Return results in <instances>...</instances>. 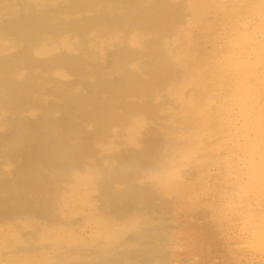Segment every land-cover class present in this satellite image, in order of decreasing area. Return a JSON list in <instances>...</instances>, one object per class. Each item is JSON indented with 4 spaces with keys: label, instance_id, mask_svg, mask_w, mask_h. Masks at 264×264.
<instances>
[{
    "label": "bare ground",
    "instance_id": "1",
    "mask_svg": "<svg viewBox=\"0 0 264 264\" xmlns=\"http://www.w3.org/2000/svg\"><path fill=\"white\" fill-rule=\"evenodd\" d=\"M171 205L264 264V0H0V264H181Z\"/></svg>",
    "mask_w": 264,
    "mask_h": 264
},
{
    "label": "rangeland",
    "instance_id": "2",
    "mask_svg": "<svg viewBox=\"0 0 264 264\" xmlns=\"http://www.w3.org/2000/svg\"><path fill=\"white\" fill-rule=\"evenodd\" d=\"M147 117V116H146ZM144 118H145V116H143V119H141L142 121H139L138 123H137V125H135V127H134V129L135 130H137L138 132H139V130L141 131V132H143L144 131V129H146V125L148 126L150 123H152V121H151V119H149V118H146L145 120H144ZM177 117H174V118H172V122L173 123H178V122H180V120L179 119H176ZM148 119H149V121H148ZM143 120H144V122H143ZM148 121V123H147V121ZM143 123H145V124H143ZM139 125H140V129H139ZM143 125V126H142ZM136 126H138V129H137V127ZM143 127V128H142ZM137 131H134V133H136ZM140 132V133H141ZM171 134L173 133V132H170ZM139 134V133H138ZM142 137V136H141ZM178 144L176 141L175 142H173L172 143V145L173 146H171V147H179V146H177L176 144ZM120 148H121V146H120ZM110 160L111 161H113L114 162V164L118 167L119 166V168L121 167H123V163L121 162V161H119V158L118 159H116V157H112V158H110ZM116 161H118L119 162V164L118 163H115ZM174 165V166H173ZM177 165V166H176ZM179 165V166H178ZM149 166V175H152V174H155V171H154V167L151 165V164H149L148 165ZM176 166V167H175ZM179 167H181V168H179ZM176 168V169H175ZM179 168V169H178ZM181 169H183V164H181V162H176V163H173V164H171V165H166L165 166V172L164 173H166V174H164L163 173V177L161 176V174H162V172L161 173H159L157 176H161V177H159V178H161V186L159 185V188H160V190H161V192H162V194H164L165 196H168L170 199H174L175 198V196H177V195H175V194H173V193H175L176 192V194H181V189H180V187L178 188V185L176 184V180H177V178L179 177V174H180V172L179 171H181ZM95 171V175H93V176H91V177H93L95 180H98L100 177H101V175L103 174L102 172H101V170H99V167H96V168H93V172ZM153 171V172H152ZM165 176V177H164ZM166 176H167V178H166ZM158 178V177H157ZM165 181V182H164ZM162 182H163V185H162ZM170 182H171V184H170ZM167 185H166V184ZM160 184V183H159ZM167 186H165V185ZM169 184V185H168ZM174 184V185H173ZM117 186L118 187H123V186H126L125 184H122L121 182L119 183V184H117ZM169 186V187H168ZM171 186V187H170ZM163 187V188H162ZM164 187H165V189H164ZM178 188V189H177ZM165 190V191H164ZM165 192V193H164ZM169 192V193H168ZM98 193H100V191L98 192ZM94 195H95V193H93ZM172 194H173V196H172ZM193 194V195H192ZM191 195H190V199L189 200H191L192 201V203L188 200V198H189V196H188V198L183 202V203H181L179 206L181 207V208H179V207H175L176 206V204H175V206H173V208H172V205H171V207H169L168 209L167 208H165L164 209V211H161V212H157V213H160V215H163L165 212H166V214L168 213V214H170V216H172L173 217V214H176V215H178V216H184L185 215V213H195V212H198V211H202L203 213H205L206 212V215L208 214L209 216L210 215H212L211 214V209H209L208 207H205V206H199L198 205V203H196L197 201H194V200H196V196L194 195V193H192ZM192 198V199H191ZM194 202H195V204H194ZM174 204V203H173ZM185 204V206H186V208H185V206H183V205ZM197 204V205H196ZM182 205V206H181ZM190 205H192V206H189ZM195 205H196V207L198 208L197 210H196V208H195ZM187 206H188V209H187ZM184 207V208H183ZM192 207H194L193 209H192ZM203 207V208H202ZM170 208H172L173 209V212H175V213H171V211H172V209L170 210ZM175 208V209H174ZM191 208V209H190ZM200 208V209H199ZM202 208V209H201ZM180 209H182V210H180ZM190 209V212L189 211H187V210H189ZM178 211H180V212H178ZM182 211V212H181ZM112 214H116V213H110V214H107V217L108 218H113V217H115L114 215H112ZM166 214H164V215H166ZM167 214V215H168ZM153 215V213L150 215H148V217L150 218L151 216ZM159 215V216H160ZM175 215V216H176ZM170 216H168V218L170 219V222H171V220H172V222L174 223V225L176 224V221H178L177 222V224H176V226L177 225H179V227L177 226H174V225H172V222H171V225H172V227L170 226V222L168 221L169 219H167V221H166V224H167V222L169 223V228L170 229H166L165 230V232H171V228H174L173 230L174 231H172V232H178L179 230H177V229H180V231L183 233H181L180 231L178 232V234H176V235H174V238H178V240H176V242H180V247L179 248H185L186 246L189 248V249H191V250H193V252L191 251H189V249H187V247H186V249H179L178 251H177V253H180L181 255H182V253L184 254V255H180L179 257L181 258V259H184L183 261H181V264H205V262H206V264L208 263V264H210L209 262H207V260H208V258H209V255L211 256V257H213V263H215V264H238V262L241 264H252L253 262H251V261H256L257 259H258V257L260 256L259 255V253H256L257 251H246L245 250V248L240 244V242H239V240L238 239H234V238H230L231 240H232V242H230V239L229 238H227L226 237V235L225 234H223V229L221 228V230H220V226H219V223H218V221H212L213 220V216H211V218L210 219H208V220H206V221H204V222H200L199 224H200V226H199V228H201V231H206V233L208 234H206V240H203V239H205V238H203L202 236H200V238H198L199 237V234H198V237L197 236H195L196 235V233H194L195 235L193 236V237H189V236H192L193 235V233L192 232H195V231H192V229H194V230H196L197 231V233H200L201 231L199 230V228H198V225L199 224H194V223H188V222H186V223H183V222H185V221H183L182 220V218H180V217H173V218H170ZM131 217H132V223L133 224H136V223H138V224H141V225H143V222H144V220L147 218V216H138L137 214H133V215H131ZM153 217V216H152ZM212 219V220H211ZM111 220H114V221H116V219L115 218H113V219H111ZM140 220L142 221V222H140ZM179 220H182V222L181 221H179ZM137 221V222H136ZM140 223H139V222ZM155 221H157V220H155ZM208 221H211V222H208ZM136 222V223H135ZM214 222V223H213ZM217 222V223H216ZM179 223V224H178ZM207 223V224H206ZM182 224V225H181ZM190 224L191 225H195L197 228H198V230L200 231V232H198V230L196 229V227L194 226H190ZM212 226H211V225ZM218 224V227L216 226V225ZM185 225V226H184ZM144 226V225H143ZM181 226V227H180ZM187 226V228L189 229L190 228V231L187 229V228H185ZM217 227V232L215 233V231H214V229H216V228H214V227ZM106 228L108 227L109 229H111L113 226H111V225H109V226H105ZM164 228H165V226H164ZM212 228V229H211ZM175 229H176V231H175ZM187 229V230H186ZM213 230V231H212ZM220 230V231H219ZM183 231H185V232H183ZM192 231V232H191ZM219 231V232H218ZM170 233L171 235H173V233ZM187 232V233H186ZM192 233V234H190V233ZM180 233V234H179ZM202 233V232H201ZM218 233V234H217ZM186 234V235H185ZM216 234H217V236L219 237V239H218V237L216 236ZM232 234V233H231ZM167 235V234H166ZM178 235V236H177ZM182 235V237H180ZM185 238H184V237ZM221 236V237H220ZM173 237V236H172ZM171 237V238H172ZM197 237V239H195ZM224 237V238H223ZM181 238V239H180ZM194 238V239H193ZM186 239H189V240H187V241H185L184 242V240H186ZM201 239V240H200ZM235 241H234V240ZM183 240V241H182ZM225 240V241H224ZM206 241H209V242H207V243H210V242H212V246H213V248L215 249L214 251H213V248L211 249V253L209 252L208 253V246L207 245H209V244H207L206 243ZM227 241V242H226ZM229 241V242H228ZM237 241V242H236ZM182 242V243H181ZM189 242V243H188ZM198 242V243H197ZM202 244H201V243ZM203 242L205 243V244H203ZM225 242L226 244H229V246L228 245H226L225 243H224V245H226V246H224V245H222L223 243ZM239 242V243H238ZM187 243V244H186ZM194 243V244H193ZM222 243V244H221ZM237 243V244H236ZM185 244V245H184ZM189 244V245H188ZM198 244V245H197ZM200 244V245H199ZM214 244V245H213ZM239 244L241 245V246H239ZM201 245H203L202 246V248L200 247ZM236 245V246H235ZM181 246H183V247H181ZM185 246V247H184ZM196 246H198L197 248H196ZM205 246V247H204ZM207 246V247H206ZM237 247V248H236ZM224 248V249H223ZM229 248V249H228ZM232 248V249H231ZM226 249V250H225ZM239 249V250H238ZM228 250V252L230 253H232V254H229L228 252V255H230V256H228L227 255V253H225L226 251ZM238 250V251H237ZM185 251V252H184ZM225 251V252H224ZM188 252H190V253H188ZM196 252V253H195ZM221 252H223V254L221 255L220 253ZM252 252V253H251ZM186 253H188L187 255H186V257H185V254ZM195 253V255H193V254ZM208 253V254H207ZM216 253V254H215ZM245 253V254H244ZM190 254H192V255H190ZM196 254H199L200 255V257H198L199 258V260H198V258H197V256L198 255H196ZM235 254V255H234ZM240 254V255H239ZM255 254H256V257H255ZM231 255H233L232 257L234 258H232L231 257ZM237 255H239V256H237ZM243 255H244V257H243ZM246 255H247V257H246ZM254 255V256H253ZM183 256L185 257V258H183ZM192 256H194V257H192ZM227 257V258H225V257ZM235 256V257H234ZM236 256L238 257V258H236ZM241 256V257H240ZM204 257V258H203ZM216 257V258H215ZM218 257V258H217ZM230 257V258H229ZM247 258V260H246V258ZM190 259V263H189V259ZM193 258H195V259H193ZM202 258V259H201ZM235 258H236V261H235ZM240 258V259H239ZM253 260H252V259ZM185 259H188V260H185ZM205 259V260H204ZM217 259V260H216ZM218 259H220L219 261H218ZM241 259H243V261L241 260ZM201 260H203L204 261V263H203V261L201 262ZM216 260V261H215ZM250 260V261H249ZM184 261H185V263H184ZM188 261V262H187ZM240 261H242V262H240ZM245 261V262H244ZM196 262V263H195ZM212 262V261H211Z\"/></svg>",
    "mask_w": 264,
    "mask_h": 264
}]
</instances>
